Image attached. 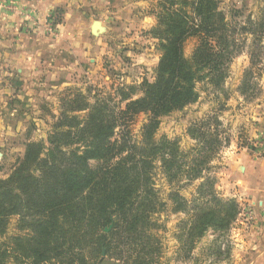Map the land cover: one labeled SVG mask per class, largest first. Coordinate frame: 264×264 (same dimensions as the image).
Segmentation results:
<instances>
[{
  "label": "trees",
  "instance_id": "trees-1",
  "mask_svg": "<svg viewBox=\"0 0 264 264\" xmlns=\"http://www.w3.org/2000/svg\"><path fill=\"white\" fill-rule=\"evenodd\" d=\"M220 5L221 0H162L152 34L163 55L154 81L142 83V96L134 99L136 89H120L123 109L106 98L92 104L75 94L65 101L48 143L27 145L12 174L0 179V236L12 216H20L27 232L0 243V264L161 263L156 217L165 204L153 183L156 161L170 184L196 181L209 171L221 142L218 134L199 129L202 147L188 160L178 142H156L160 119L196 103L199 83L222 85L249 36L251 47H262L264 39V15L253 19L250 14L241 24V10H233L229 19ZM189 38L199 43L186 58ZM140 114L148 121L142 140L134 142L129 125ZM175 191L173 211L191 213L178 236L189 253L207 232L227 234L240 215L237 201L220 197L212 178L200 184L192 206Z\"/></svg>",
  "mask_w": 264,
  "mask_h": 264
},
{
  "label": "rangeland",
  "instance_id": "rangeland-1",
  "mask_svg": "<svg viewBox=\"0 0 264 264\" xmlns=\"http://www.w3.org/2000/svg\"><path fill=\"white\" fill-rule=\"evenodd\" d=\"M161 1L62 0L61 5L41 12L24 0H0V179L12 174L28 144L48 143L67 108L65 101L75 94L87 96L92 104L106 98L111 106L118 103L123 109L126 103L118 96L120 89H136L134 99L142 96V83L154 81L163 55L160 40L152 34ZM220 6L229 19L233 10H241L243 16L237 19L241 24L250 14L253 19L264 15V0H221ZM70 9L93 12L81 22L73 13L67 17ZM95 22L100 28L94 32ZM61 35L74 38L69 39L73 43ZM198 43V38L185 42L186 58L192 57ZM252 43L249 36L222 85L199 83L196 103L160 119L156 142L163 138L178 142L188 160L202 147L199 129L218 134L221 142L209 171L196 181L184 178L170 184L156 161L153 183L165 204L156 217L162 241L160 264H242L245 259L248 245L242 232L254 226L257 211L239 194L235 164L245 150L264 160V39L262 47H251ZM147 121L148 115L140 114L130 122L132 141L142 140ZM208 177L215 180L220 197L237 201L240 215L227 234L209 231L189 253L181 249L178 236L191 213H175L170 194L179 190L192 206L198 187ZM26 232L21 230L20 216H12L0 243ZM102 264L124 263L106 259Z\"/></svg>",
  "mask_w": 264,
  "mask_h": 264
},
{
  "label": "crops",
  "instance_id": "crops-1",
  "mask_svg": "<svg viewBox=\"0 0 264 264\" xmlns=\"http://www.w3.org/2000/svg\"><path fill=\"white\" fill-rule=\"evenodd\" d=\"M24 1L35 4L38 6L41 12H46L47 9L51 7L61 5L60 2L62 0ZM68 5H70V3ZM92 12V10L79 11V9H70L67 17L70 13H73V15H77L78 19H80L82 22L86 17H90ZM73 24L74 22H71V25ZM77 25L80 27V24ZM8 27H5L3 24V28ZM71 29L75 28L72 26ZM61 38L65 39L66 41L68 39V41H71V43L74 41L69 40L74 38H70L67 35H61ZM78 39H80V37ZM235 170L238 175L236 184H238L239 188H241L239 191L241 198L244 197L247 203L254 205L255 211H257V216L254 220V226H251L246 230L244 229V232H242V240L246 239V243L248 245L244 254L245 259L242 264H264V160L254 157L252 152L248 150L242 151L237 157Z\"/></svg>",
  "mask_w": 264,
  "mask_h": 264
},
{
  "label": "water",
  "instance_id": "water-1",
  "mask_svg": "<svg viewBox=\"0 0 264 264\" xmlns=\"http://www.w3.org/2000/svg\"><path fill=\"white\" fill-rule=\"evenodd\" d=\"M98 28H100V23H99V22H95V23L93 24V30H94V32H95Z\"/></svg>",
  "mask_w": 264,
  "mask_h": 264
}]
</instances>
